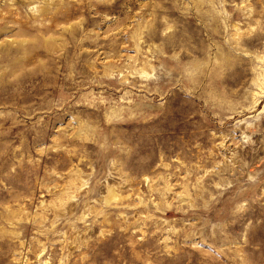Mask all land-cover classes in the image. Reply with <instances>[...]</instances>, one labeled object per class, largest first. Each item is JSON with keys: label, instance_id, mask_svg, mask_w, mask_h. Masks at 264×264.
<instances>
[{"label": "rangeland", "instance_id": "374dc122", "mask_svg": "<svg viewBox=\"0 0 264 264\" xmlns=\"http://www.w3.org/2000/svg\"><path fill=\"white\" fill-rule=\"evenodd\" d=\"M0 264H264V0H0Z\"/></svg>", "mask_w": 264, "mask_h": 264}]
</instances>
